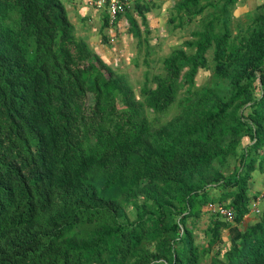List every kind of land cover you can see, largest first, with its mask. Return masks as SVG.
Here are the masks:
<instances>
[{
    "label": "trees",
    "instance_id": "1",
    "mask_svg": "<svg viewBox=\"0 0 264 264\" xmlns=\"http://www.w3.org/2000/svg\"><path fill=\"white\" fill-rule=\"evenodd\" d=\"M133 1L147 63L156 4ZM236 2L176 0L174 27L201 26L136 93L62 0H0V264H264V206L242 225L264 167V3L233 28ZM209 202L235 217L210 211L199 241Z\"/></svg>",
    "mask_w": 264,
    "mask_h": 264
},
{
    "label": "rangeland",
    "instance_id": "2",
    "mask_svg": "<svg viewBox=\"0 0 264 264\" xmlns=\"http://www.w3.org/2000/svg\"><path fill=\"white\" fill-rule=\"evenodd\" d=\"M150 3H155L156 8L152 9L153 14L149 18L150 21V34L148 35L149 41V50L151 51L150 55L147 57V63L145 62L146 58V45L138 46L137 39L128 37L126 42L122 43V47L119 48V51H115L116 58L111 61L109 60L108 64L111 65L114 69L119 72L125 73L129 80V83L135 89L136 93L139 90L140 84L144 78V72L148 70L149 72H163V59L165 56H168L174 49L178 48L184 39L190 37V31L194 27H200L201 23L199 21V16L193 19L188 24H185L183 27H174V24L171 23L170 17L174 16L171 9L173 8L176 0H147ZM64 5L72 3V0H62ZM106 7L98 10V13L102 14L106 12ZM69 17L71 21H75L73 14L71 13V7L69 6ZM236 8V4L233 5L232 15H231V26L243 25L245 26L247 22L246 13L239 12ZM143 29V27H142ZM114 43V42H112ZM119 44V43H118ZM113 47V44H112ZM116 50V49H113ZM210 57V53L208 52ZM211 71L209 68L200 69L198 72L196 81L198 84L206 83L209 79ZM90 97V95H89ZM90 101V98L88 99ZM176 111V108L173 107L167 114L161 116L160 121L164 122L169 119ZM249 143L247 138H244L243 144L246 145ZM251 194L256 193L259 197V212L262 211L264 206V167L260 171L259 168L252 173V179L249 181ZM257 199V198H256ZM251 207V203H250ZM257 215L254 212L250 211L249 215L246 216V220L242 225H247V223L256 219ZM212 218L211 212L207 208H203L202 214L199 219L196 221V226L194 232L199 241H203V233L206 231V226ZM222 236L226 242L228 239V230H222Z\"/></svg>",
    "mask_w": 264,
    "mask_h": 264
},
{
    "label": "crops",
    "instance_id": "3",
    "mask_svg": "<svg viewBox=\"0 0 264 264\" xmlns=\"http://www.w3.org/2000/svg\"><path fill=\"white\" fill-rule=\"evenodd\" d=\"M263 3L264 0H237L236 8H238L239 12L247 13L248 11H255ZM65 6L68 15L70 13L69 6L71 7V13L75 19V21L72 22L75 25L76 34L84 38L94 51L107 63L109 60L113 61L116 58L117 54L115 51H119V48L123 46L122 43L126 42L129 36L133 38L132 34L129 32L127 15L130 13L135 17L134 1L131 2V6L127 7L124 13L120 14L117 22L113 25H110L108 22L105 28H103L104 13L100 14L95 9L89 7L85 0H72L71 4ZM151 13L153 14V10L146 14L150 29L149 18ZM112 34H115L114 41H110V36Z\"/></svg>",
    "mask_w": 264,
    "mask_h": 264
},
{
    "label": "built area",
    "instance_id": "4",
    "mask_svg": "<svg viewBox=\"0 0 264 264\" xmlns=\"http://www.w3.org/2000/svg\"><path fill=\"white\" fill-rule=\"evenodd\" d=\"M133 0H85L87 5L96 11L103 7H106V12L108 14V22L113 25L118 21L120 14L124 13L127 7L131 6ZM115 40V34L110 36V41ZM259 198L252 200L250 211L255 214L259 213ZM207 208L212 213L220 215L225 221L232 222L234 220V211L231 207L225 206L221 203L209 202Z\"/></svg>",
    "mask_w": 264,
    "mask_h": 264
},
{
    "label": "clouds",
    "instance_id": "5",
    "mask_svg": "<svg viewBox=\"0 0 264 264\" xmlns=\"http://www.w3.org/2000/svg\"><path fill=\"white\" fill-rule=\"evenodd\" d=\"M256 198H259V197L257 196ZM256 198H255V199H256ZM253 200H254V199H253ZM251 202H252V201H251ZM254 214H255V213H254Z\"/></svg>",
    "mask_w": 264,
    "mask_h": 264
}]
</instances>
